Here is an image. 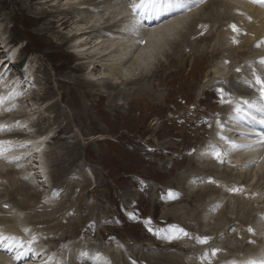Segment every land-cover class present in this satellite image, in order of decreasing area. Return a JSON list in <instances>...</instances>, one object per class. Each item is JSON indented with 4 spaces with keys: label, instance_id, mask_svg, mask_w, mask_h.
<instances>
[{
    "label": "rangeland",
    "instance_id": "1",
    "mask_svg": "<svg viewBox=\"0 0 264 264\" xmlns=\"http://www.w3.org/2000/svg\"><path fill=\"white\" fill-rule=\"evenodd\" d=\"M80 1L0 0V49L3 50V52L0 50V94L14 97L6 101L4 105H0V116L10 113L19 115L26 111V114L29 113L27 117H32V119H28L29 121L23 120L26 117L20 118V121L23 120L20 126L18 125V120L16 122L17 125H15L17 128L13 124L10 127L15 128V132H25L27 134V140L24 139L21 142L28 144L30 149H23L20 145L11 143L12 145L5 146L4 149L7 147V150L4 151L3 156H0V168L9 169L12 167L16 169L17 175H14L16 182L19 184L25 183V189L36 194L35 198L33 197L26 201L27 205L33 206L32 209H18L16 206L12 208V211L17 209L16 212L19 213L20 217L23 215L18 222L26 219L33 212L35 214L36 210L46 216L51 208L58 206V204L72 205L71 202L73 201L72 206L56 214L59 220L58 231L53 227L56 226L55 221L44 222L43 218L48 219L45 216L40 218L43 220L42 223H29V229H33L31 234H34V236L38 235L37 237L42 236L43 240L40 238V244L44 246V256L45 254L50 255V257H47L48 259L50 258V261H47L48 263L58 258L57 261H61V264H69L70 259L63 257L61 253L68 250L69 254L72 251L74 253V264H111L113 261L107 256V253L115 247L120 248L129 256L131 255L129 259L131 264H170L163 261L158 262L153 258L155 254L159 255L158 258L164 254H180L187 258L188 261H185L187 264H193L195 261L198 264H222L226 260H231L233 256L238 258L241 254H243L241 256L246 255L247 248L245 246L255 247L258 244L256 239L261 237L262 232L257 231V227H261V225L252 221L255 225H243L246 226L243 229L239 226V220L236 219V216L244 214L243 216H248L250 221L254 216L253 211L256 212L258 206L264 205L263 200H261L262 203L252 201L250 198L247 199L248 194L246 193L253 189V183L255 181L259 182L255 175L252 179L254 182L251 185L245 184L244 178L251 177L252 170L240 169L241 172H239V167L236 165H234V171L230 170L231 168H222L223 176L228 175L224 181L239 179L237 187L242 192L232 196V194L228 195L230 193L227 190V193L216 194V196H220L215 201L211 194H208L210 195V200L204 201V198L201 199L203 204L205 203V207L209 205L213 208L209 209H212L211 211L203 210L202 216H205L206 222L200 229L197 228L198 231L205 230L204 232L210 233L205 235L191 232L189 229L185 230L186 225H190V223L185 220L187 215H181V212H183V209L190 211L193 204L196 207L199 206V210H201L203 207L199 202H195V196L193 197L195 194L188 193V190H198L202 188L200 185L204 186L205 183L218 187L220 185L218 178L212 177L200 180L196 176L190 180H185L184 190L182 191L186 190L188 197L190 194V201L186 195L179 196L180 193L174 190L171 185H175L179 177H185V174L192 173L195 169L193 167H198L199 169V166H209L208 163L210 165L213 164L212 166H217L214 160L204 161L196 160L195 158L194 160L196 161L194 162H197L196 165L189 167L188 160L183 161L184 154H190L194 157L200 144L211 142V136L214 132V124H212L214 116L216 114L224 116L223 113L228 106L227 103L220 102L217 88L225 89V85L231 81L229 80L231 76L243 74L241 71L246 72L247 68H243V65L252 67L250 75L247 73L246 76L248 80L254 79L255 81L256 76L260 75L263 81L264 72L259 69L264 68V63L260 64V57H256V54L261 55L262 53V57L264 56V51H261V48L264 50V37L262 38V35H251L252 38L251 40L248 38V42L242 38L251 29L252 23L248 22L250 19L244 16L243 24L240 22L237 16L239 14L235 10L237 6L233 5V1L228 0L227 2L230 1L232 3L229 4L221 0H203V3L193 4L189 8V10L191 9L189 13L192 16L194 12L198 13L193 16L195 17L193 19L195 23V27L192 28L193 31L191 32L192 29L188 30L191 33L187 37L188 43L185 44L187 46L182 47L183 50H177L175 56L172 54L170 58L169 54L172 53V49L175 46L167 45L160 52L155 51L152 64L146 70H157V75L151 77L149 74L144 79H141L139 84L138 82L129 84L123 81V77H119L118 72L111 70L109 62L119 61L121 58L116 59L115 56L118 54L121 57L122 51L121 48V50L117 51L118 46L111 45L113 44L111 38L106 37L109 40L102 41L104 42L102 43L100 40L96 41L91 38V35L85 33L79 38V41H81L76 44L71 42L64 46H56L49 43L51 38L53 39L52 42L59 43L60 40L56 37L58 33L68 35L87 19L90 21L89 25H103L106 20L108 22L113 21L115 14L119 11H124L122 6L121 8L113 9V7L121 4V2H118L120 0H116V3L114 0L111 4L115 6L110 7L111 4L109 3L103 4L96 11L86 12L78 16V10L72 5ZM121 1L123 3L124 0ZM125 2L128 5L126 8L129 9V4L131 5L132 0H125ZM221 2L222 5H220ZM225 7L228 8L225 9ZM238 7L241 8L240 6ZM41 8L51 12L50 16L46 18L54 21V30L52 29L47 33L48 38L43 36L39 30L42 20L38 21L39 24L36 23V25L34 22L37 16L36 13ZM245 11L243 10L242 12ZM204 12L214 19L219 16V20L226 22V24L220 25L218 21L205 22L202 17L205 16ZM61 15H67L68 24L66 27L62 26L57 19ZM222 15L227 16V19H222ZM200 17L202 18L201 20ZM207 26L209 30L214 28L212 33L214 38L216 37L215 39L218 40L216 47H214L216 43L213 40L214 38L211 42L197 40L198 35L206 33L202 30ZM83 27H88V25L84 24ZM186 28H183L184 33L187 32ZM248 33L250 34V32ZM238 36L242 40L236 38ZM258 37L261 38L259 39ZM138 42L139 38L136 39V43ZM6 43L8 44L4 48ZM80 44L85 45L80 47ZM132 46L134 45L131 44V50L133 49ZM103 47L106 48L103 49ZM125 48L128 49L129 46ZM189 50L192 53L195 51L197 55L192 57ZM183 51L186 54L180 58L177 64L172 61L173 58H178ZM98 52L100 56H94ZM80 53H84L86 56L93 55L92 57H97V60L101 61L102 64H94L95 67L92 64V67L78 71L76 67L81 62H83L81 64L86 65L92 59L80 58V56H83ZM130 54L131 52L129 54L127 52L126 55L129 56ZM201 54L204 57H199ZM118 55L117 57H119ZM103 64H109V67ZM220 67L226 70L225 77L218 76L220 72L218 75L214 73L215 68ZM235 67L240 68V71L237 72ZM258 71H261V73L259 74ZM43 72L47 73L49 77L48 83ZM137 73L139 74V70L137 71L133 68V65H129L124 77L131 79ZM72 76H84L91 79L95 86H93L94 88L92 86L89 88L90 85H84L85 90H87L84 92V89L76 88L69 83L68 80ZM248 80H246L248 82L246 84L249 85L251 83L249 86L247 85L248 88L250 87L248 90L255 92L254 89H256L257 91V87L260 85H254ZM59 82L60 86L62 83L63 87L58 88L57 83ZM103 83H110L113 87H102ZM143 84L146 87L150 85L148 88L152 90V93H148L149 91L143 92L141 89ZM138 85H140L141 91ZM241 86L243 88V84ZM47 87H50V90L52 89L54 93L52 98L44 100L42 97ZM232 91L228 92L230 94L226 97L227 100L232 101L235 97L236 93L231 94L233 93ZM17 92L21 93V95H15ZM85 93L88 94L85 95ZM59 94L62 95V98ZM19 98L23 99L20 100ZM52 103H57L61 111V116L57 118L58 125L57 127L50 126L48 131L42 134V138H36L38 140L37 143L40 144L38 145L39 147H33L31 146L32 140H34L35 136H38L39 126H48L55 117L56 112L49 106ZM5 108L9 110L5 111ZM39 118L40 121L37 123ZM34 119L35 122L33 121ZM218 121L227 123L228 120L221 118ZM26 123L30 128H27ZM60 128H62L61 131L59 130ZM1 133L2 131H0ZM54 135H59V138L53 140L52 137ZM25 141L26 143H24ZM213 142L217 141L213 140ZM12 147L16 148L13 152H17L10 154V156L16 155L18 159L5 160L9 156L7 151ZM18 149L21 150L18 151ZM55 152L59 153L62 158L63 162L59 164L61 168L53 165ZM20 157H24L22 162ZM41 167H44L45 170L44 177L41 172L39 173ZM59 168L72 170V173H68L65 183L56 187L54 185L61 182V179L54 175ZM204 168L207 167L204 166ZM235 169L239 171L236 170L235 172ZM217 189L220 190L221 188ZM8 191L7 182L4 179H0V195L7 194ZM254 194H251V196L255 197L259 192L257 193L256 191ZM15 197L21 198L19 194H15ZM173 197H177V199L172 200L171 198ZM242 197L243 202L239 200ZM68 198L70 201H67ZM153 198L159 199L156 200L158 202L154 201ZM169 201L172 203L170 204ZM154 202H156L155 205ZM230 204L231 206L227 207ZM79 205H81V208ZM2 206L7 210L11 209L7 204ZM254 206L256 210H253ZM234 207L236 208L233 209ZM170 208L180 210L178 215L172 213L169 217H162L166 211L172 212ZM16 212L15 214L13 212L15 216ZM195 213H197V210ZM256 213L258 214L259 212L257 211ZM0 214L2 215L1 212ZM13 214L12 216H14ZM257 214L255 217L258 216ZM221 217L228 218L231 221L226 223L227 225L221 229L213 230L215 222L219 223L218 219ZM34 218L37 220V217ZM74 219H77L75 221L77 224L72 226L70 224ZM146 220H150V224L147 226L145 225ZM262 222H264V219ZM172 225L183 228L188 233V236L179 233V239L169 242L166 236L170 233ZM148 227H151L155 234L149 232L147 230ZM249 229L252 231H249ZM235 230L238 237L232 233ZM240 230L249 232L248 234L253 237L256 236V239L249 237L245 240H251L250 242L248 241L249 245L241 244L245 235L242 236ZM231 233L234 239L233 244L231 243L232 241H227ZM203 238L207 240V243H199V240ZM197 242L199 245L202 244L200 249H198ZM55 243H58V245L54 246ZM209 243L214 246H208ZM235 245L240 249L236 250L234 248ZM95 246L98 250L92 252L94 255L91 253L90 255L87 254V250H91ZM195 246L198 247L196 248ZM214 249L217 250L215 256L212 255V250ZM106 250L109 251L107 252ZM133 250L137 251L139 255L141 253L153 255L152 262L146 263L144 259L140 263L136 255L133 254ZM196 250L199 252H196ZM81 253H84V255L81 256ZM57 255H60V259ZM190 257L194 258L191 262L189 261V259L191 260ZM108 258L111 260L110 262L107 261ZM235 258L233 259L235 260Z\"/></svg>",
    "mask_w": 264,
    "mask_h": 264
},
{
    "label": "bare ground",
    "instance_id": "2",
    "mask_svg": "<svg viewBox=\"0 0 264 264\" xmlns=\"http://www.w3.org/2000/svg\"><path fill=\"white\" fill-rule=\"evenodd\" d=\"M112 1H114V0H103V1H101V0L100 1H97V0H81L77 4L76 3L73 4L72 7H74L76 10H78L77 14L79 16V14H83V13H86V12L87 13H91L94 10L96 11V10L99 9V6H101L103 4H108V3L111 4ZM127 1H131V0H127ZM221 1L222 2L223 1H226L227 2L228 0H221ZM230 1L231 2L233 1L232 2L233 5L237 6V7H235V10L239 14V15H237V14L236 15L238 16V19L240 20V22H242V24H243V21H244L243 16H244L245 18L251 20V21L249 20L248 22L252 23V26L250 24V26H251L250 28L251 29L248 31V32H250V34L247 32L248 34L246 33V35L245 36H242V38L246 39V41H247L248 38H250V40H251V38H252L251 35H254V36H261L262 35V38H263L264 37L263 36L264 35V3L256 2V0H230ZM230 1L227 2V3L232 4V3H230ZM116 2L117 1L115 0V3ZM118 2H121V4H119L117 7H113V9H117L119 7L121 8V6H122V7H124V11L123 12L119 11L117 14H115L113 21H109L108 22V20H106L104 22L105 24H103V25H101V24H98V25L97 24H91V25H89L90 24V21H88V19H87V21H84V23H82V24L79 23L80 24L79 27L76 28L75 30H73V32L71 31V33L68 34V35H63L62 33H58V36H56V37H58V39L60 40L59 43H57L55 41L52 42L53 41L52 38L49 40V43H51L53 45H56V46L57 45L58 46H64V45H66L68 43H71V42H74L76 44L79 41V38L82 37V35H84L85 33H88L89 35H91V38H93L94 40H96V41L100 40L101 42L102 41H105V40H109V39H106V37H109V38H111L112 43H113L111 45L118 46L117 47L118 48L117 51L120 48L122 49V51H121V57L118 54L117 55L119 57H117V55L115 56L116 59H119V58H121V59H119V61H117V62L116 61L109 62V64L111 65V70L118 72L119 73V77H123L124 78L123 79L124 82L129 83V84L130 83H137L138 82V84H139L140 83L139 81L141 79H144L145 77H147L149 74H150L151 77L157 75V72H158L157 70H151V71H150V69L149 70H146L149 67V65L152 64V60H153L155 51L156 52H160L167 45H169L171 47H174L175 46L172 49L173 50L172 53L169 54V58H170L172 56V54H173V56H175V53L177 52V50H183L182 47L187 46V45H185V44L188 43L187 37L190 36V33L193 31L192 28L195 27V23H194V20H193L195 17H193V16H195L198 12H194V15L192 16V14L189 13V11L191 12V9L189 10V8L187 10L172 8V9H170L167 12H160L159 15H156L155 18L158 19L160 17V19L158 21L155 20L149 26V24L147 25V24L143 23L142 21H140L139 18L145 16L146 14L149 15V14H153V13H151V12H139V11L137 13H133L132 12V9L130 8V4H129V9L126 8V7H128V5H127V2H125V0L123 1V3H122L121 0L118 1ZM132 2H133V0H132ZM222 2H221V4L220 3L219 4L222 5ZM214 4H216V3H214ZM111 6H115V5L114 4H111L110 7ZM238 6H240L241 8H239ZM206 8L208 9V7H206ZM227 8L225 7V9H227ZM75 9H74V11H75ZM217 9H219V8H217ZM231 9H233V8H231ZM204 10H206V9H204ZM243 10H246V11L245 12H242ZM50 13L51 12L45 10L44 8H41V10H39V12L36 13L37 16L35 17V21H34L35 22V25H36V23H38V21L40 22L42 20L40 22L41 25H40V29L39 30H40L41 34L43 36H46V37L48 36L47 33H49V31H51L52 29L54 30V21L48 20L46 18V17L50 16ZM68 14H70V13H68ZM202 14H203V12H202ZM204 14H205V16H202V17H203V20L205 22L218 21V23L220 25L221 24L222 25L223 24H226V22L224 23L223 21L219 20L220 19L219 16H217L218 18L216 17V19H214L213 17H210V16L206 15L205 12H204ZM67 15H61V16H59L57 18L58 21L61 23V25L62 26H65V27L68 24ZM201 19L202 18L200 17V20ZM222 19H227V16L222 15ZM80 22H83V21H80ZM84 24L88 25V27H83ZM210 24H212V23H210ZM183 28H186L187 29L186 30L187 31L186 33H184V29ZM188 30L189 31L191 30V32H188ZM213 30H214V28H213ZM213 30H209V28L207 26L206 28H204L202 30L203 32H206V33H203V34L198 35L197 36V40L198 41H206V42L208 41V42H211V40L214 38V35L212 33ZM239 36L236 37V38H239ZM138 38H139V42L136 43V39H138ZM215 38L213 39L216 42L214 44V47H216L217 44H218L217 43L218 40L215 39ZM258 38L260 39L261 37H258ZM177 39H178V42H177ZM180 39H182V40H180ZM240 40H242V39H240ZM253 41H254V38H253ZM8 43H6L4 45V48L6 47V45ZM102 43H104V42H102ZM258 43L260 44V42H258ZM85 44H80L79 46L82 47V45L84 46ZM109 44H110V42H109ZM131 44L134 45V46H132L133 47L132 50H131ZM108 46H106V47H108ZM126 46H129V48L128 49L125 48ZM106 47H103V49H105ZM122 47H124V48H122ZM112 48H115V47H112ZM236 49H234V50H236ZM0 50H1V52H3L2 49H0ZM217 50H218V48H217ZM101 51H104V50H101ZM261 51L263 52L264 50H262V48H261ZM7 52H9V51H7ZM127 52H128V54L131 52V54L128 56V55H126ZM189 52H191V50H189ZM249 53H251V52H249ZM82 54H83V56L82 57L80 56V58H86V59L92 58V59L86 65L85 64H81V63H83V62H81L76 67V69L78 71L86 70L92 64H93L92 66H94V67H95L94 64H96V65L97 64L98 65H101L102 64L101 61L97 60V57H98L97 55H99V52L94 54V56H97L96 58H93L92 57L93 55L92 56H86V55H84V53H80V55H82ZM101 54H102V52H101ZM184 54H186V52H184V51L181 52L180 53V56H178V58H173L172 61L176 62V64H177V62L180 60V58L182 56H184ZM191 54H192V57L197 55L195 53V51H193V53L191 52ZM125 55L128 56V57H126ZM256 55H254V56L260 57V64H261L262 61L264 60V56L262 57V53H261V55L260 54L259 55L256 54ZM199 57H204V55L201 54V55H199ZM248 58H250V57H248ZM116 59H113V60H116ZM126 62H128V63L126 64ZM112 63H114V64H112ZM109 64H103V65H108V67H109ZM129 65L130 66L133 65V68L134 69H136L137 71L139 70V74L137 73V75L134 78L131 77V79H128V78L124 77V75H126V69H127V67H129ZM240 66H242V65H240ZM244 67L247 68V71L246 70H245L246 72L241 71V73H243V74H238L237 76L236 75L235 76H231V79L229 78V80H231V81H229L228 83L226 82L227 85H225V90L227 92L233 90L232 91L233 93H231V94L236 93L235 94V97L232 100L233 103L237 99L243 98V99H246V100L253 101L254 104L259 105V104H261V103L264 102V101H261L260 100V94H259V91H258V89H259L260 86L257 87V91H256V89H254L255 92H252L253 90L252 91L251 90H248L250 88V87L248 88V86L251 83L249 85L246 84V83H248L246 81V80H248V77H246V76H247V73L250 75V70H251L252 67L250 68V65H243V68ZM235 68H237V67H235ZM259 70H262L264 72V68H261ZM254 72H255V70H254ZM258 72H259V74L261 73V71H258ZM214 73L217 74V75L219 73L218 76H224L226 74V70H223L222 67L215 68ZM43 75L45 76V80H47V83H48L49 77H48L47 73L43 72ZM256 75H258V74L256 73ZM258 76L260 77V75H258ZM68 81H69L70 84L74 85L76 88L79 87V88L84 89V92L87 91V90H85L84 85H86V84L87 85H90L89 88H91V86L92 87L95 86L93 80L88 79V78H86L84 76H74V77L72 76V77L69 78ZM123 81H122V83H123ZM248 81H251L252 84L256 85L254 79H251V80H248ZM263 81H264V79H263ZM217 83H219V82H217ZM242 84H243V88H241L242 87L241 86ZM57 85L59 86L58 88L63 87L62 86V83H61V86H60V82L57 83ZM101 86L102 87H105V88L106 87H108V88L113 87V85L110 84V83H103ZM139 86L140 85H138V87ZM149 86L146 87L145 84H143L141 86L142 91L145 92V93L148 92V91H149L148 93H152V90L150 88H148ZM253 88H254V86H253ZM45 90L46 91L44 92L42 98H44V100H48V98H52V95H53L54 91H52V89L50 90V87H47ZM139 90H140V87H139ZM86 94H88V93H85V95ZM59 96L62 98V95L61 94H59ZM21 99H23V98H21ZM49 106H50V108L53 111L56 112L55 113V117L52 120V122L49 123L48 126H46V127L43 126V125L42 126H39L38 136H35L34 137V140H32L33 143L31 144V146H33V147H39L38 145L40 143H37L38 140H36V138L37 139L42 138V136H43L42 134H45V132L48 131V128H50V126L51 127L52 126L53 127L54 126L57 127V125H58L57 124L58 123V119L57 118L59 116H61L60 115L61 114V111L58 108V104L57 103H52ZM231 112H232V107L228 104V106L226 107L225 112L223 113L224 116H222L221 114H218V115L216 114V116H214V122L212 123V124H214L213 125L214 132L212 133L213 135L211 136L212 137L211 142H208V143L206 142L205 144H202V145L200 144V146H198L197 149H196L197 150V153L195 154L194 157H193V155H190V154H184L185 157L183 158V161L188 160V165H190L189 167H191L192 165H196L197 162L196 163L194 162L196 160H204V161H212V160H214V162L217 164V166L216 165L215 166H212L213 164L210 165L208 163L209 166L203 165L201 167V166L198 165L199 166V169H198V167L197 168L196 167H193L195 169H194V171L192 173L185 174V177H179L176 180V184L175 185H171L172 188H174V190H177L180 193L179 196L186 195L188 197V193L189 192L190 193H194L195 195H193V197L195 196V199H196L195 202H199L201 204V206L203 207L201 210H199V206L196 207L195 204H193L192 205V209L190 211L187 210V209H186V211L184 209L182 210L183 212H181L182 213L181 215H183V214L187 215V217H186L185 220L187 221V223H188V221L190 223V225L189 224L188 225L185 224L187 226L185 228V230L189 229V231H191V232H198L199 234H204V235L205 234H210L209 232H204L205 230L204 231L199 230L201 232H199L197 230V228L200 229V227H202L205 224V222H206L205 216H202L203 210H209L210 208H212L209 205L207 207H205V205H204L205 203L203 204V202H202L201 199L204 198V201H208V200H210V198H209L210 195H208V194H211L212 197H213V200L215 201V199L218 196H220L222 193H227L226 192L227 190L229 191L228 193H230L228 195H231L232 194V196L233 195L236 196L237 194H239V193L242 192L237 187V185H238L237 182L240 181L239 179H236V180L229 179V181H224L225 178L228 175L223 176L222 168L223 169H226V168L229 169V168H231L230 170H233L234 169V165H236L237 167H239L238 168L239 170L240 169L241 170L242 169L243 170L247 169V171L252 170L251 177L249 176V178H248L246 176L247 178H244L245 181H246V183L245 182L244 183L245 184H248V185H251V183L254 182V181H252V179H253V177L255 175H256V179L257 178L259 179L258 180L259 182H256L255 181V183H253V185H252V188L253 189L251 191H249V192L246 193V194H248V198L247 199L250 198L252 201H258V202H262L261 200H263V202H264V199H263L264 198V186H263L264 185V142H261L259 140V138H258V134L260 136H264V128H261L260 127V124L253 123V122H245V123H242V124H236L235 122H233V121H231L229 119V115L231 114ZM253 112H255V109H253ZM28 114L29 113L26 114V111L23 114L20 113L19 115H14V114H11V113L10 114H4V115L2 114V116H0V126L6 127V128H4L5 130H3L2 133L0 134V141H11V143L12 144L15 143V145H24L22 147L23 149H30V148H28L29 147L28 144H23V142H21L24 139L27 140V138H28L26 136L27 134L25 132H15V128H10V127H12V124L14 125V127H16L15 125H17L16 122L18 120H19V124L18 125L20 126V123H23V120L27 121L28 119L29 120L32 119V117L31 118L30 117H27ZM30 116H32V115H30ZM24 117H26V118H24ZM20 118L21 119L24 118V119L20 121ZM221 118H226L228 120L227 123H223V122L218 121ZM33 121L35 122V119ZM39 121H40V118H39V120H37V123ZM14 123H16V124H14ZM26 125H27V123H26ZM33 125H31V126H33ZM27 128H30V126L27 125ZM8 129H11V130H8ZM59 130L61 131L62 128H60ZM211 130H213V129H211ZM261 130H263V134L260 132ZM220 136H224V137L228 138V140L230 142L229 143H226L225 141H223V140L220 139ZM52 138H53V140L54 139L56 140V139L59 138V135H54ZM213 140H216L217 142H213ZM24 143H26V141ZM12 144H10V145H12ZM5 146H7V145H0V148L4 149ZM8 146H9V144H8ZM7 147H6V149H7ZM15 149L16 148L12 147V148H10L7 151V154L9 156L6 157L5 160L12 161V160L18 159V158H16V157H18L16 155H11L10 156V154H13V153H16L17 152V151L16 152H13V151H15ZM19 150H21V149H18V151ZM217 153H219V156H217ZM20 158H22L21 159V162H22V160H23L24 157H20ZM39 158H41V157H39ZM195 158H196V160H194ZM3 160H4V158H3ZM62 162L63 161H62L61 156H59V153L55 152L53 165L54 166H57V167H60L59 164L62 163ZM19 165H21V164H19ZM204 166L207 167V168H204ZM44 167H41V169H40L41 171H39V173L40 172L42 173L43 177L45 176V174H44V172H45ZM240 167H242V168H240ZM250 167H251V169H249ZM60 168L57 169V171L54 173L55 177L61 179V182L60 183H56V185H54L56 187H58L61 184L65 183V179L67 178L68 173L69 174L72 173L71 172L72 170L71 171L70 170H67V169H63L62 170ZM238 169H235V172ZM241 170L239 172H241ZM23 171L26 172L25 170H23ZM16 172H17L16 169H14L12 167L9 168V169H5V168L2 169V168H0V179H2V180L4 179V181H6L7 184H8V186H9L8 193L7 194H1L0 195V212L2 213V215L0 214V234H3L4 236H14V237L19 238L22 241H25V242H27L29 240H32V238L35 237V240L32 243L33 253H31V257L29 259H26L23 263H19V264H44L45 261H48V262L50 261V258L49 259L47 258V257H50V255H46L45 254V256H44V254H43L44 253L43 252L44 246H42V244H40V242H41L40 240L42 239L41 238L42 236L40 235L41 237H37L38 235L37 236H34V234L32 235L31 233H33V232H31V231H33V229L32 230L29 229V226H30L29 223L38 224V223H42L43 220H44V222H52V221H55L56 222V224H55L56 226H53V227L55 229H57V231H58V229H59V226H58L59 222L58 221L59 220H58V217L56 216V214H58V212L65 211L67 209V207L72 206L73 205V201L71 202L72 205H66V204H63V203L58 204V206H55V207L51 208L50 212H48V215H46V216L43 215V214H41L38 210H36L37 212L35 211V214L33 212V214H30L28 217H26V219H22L21 222H18L23 215L20 217L19 213L16 212L17 209L15 211L14 210L12 211V208L14 206H16L18 209H25V208H27V209L28 208H31L32 209L33 206L27 205V202L26 201L28 199H32L36 194H34V192H31L29 190L27 191L25 189V185H26L25 183H20L19 184V183L16 182L15 176H14L15 174L17 175ZM223 172H225V171H223ZM239 172H237V173L240 174ZM20 173H21V171H20ZM247 175H249V174H247ZM40 176H41V174H40ZM196 176L200 180L201 179L204 180V179L212 178V177H217L218 180H219L220 185L218 184L219 186L216 187V186H213V185H211L209 183H205L204 186L203 185L202 186L200 185V187H202V188H200L198 190H190L189 189L188 190V193H187L186 190L185 191H182V190H184L185 180H190V179H192V178H194ZM240 179H241V177H240ZM189 182H192V181H189ZM217 188H221L220 189L221 192ZM255 190L257 191V193L259 192V194L256 195L255 197H252L251 194H254L256 192ZM260 191H262V192H260ZM219 193H220V195L216 196V194H219ZM15 194H19L21 196V198L15 197ZM189 197H190V194H189ZM189 197L187 199H189V201H190V198ZM175 198L177 199V197H173L171 199L173 200ZM242 199H243V197L241 199H239V200L241 202H243ZM156 200H159V199H156L155 198L154 201H156ZM67 201H70V199L68 198ZM156 202H158V201H156ZM156 202H154V205H155ZM169 202H170V204L172 203L171 201H169ZM35 203L37 204V202H35ZM218 203H219V201H218ZM3 204H7L9 207H11V209L10 210H7L6 208H3V206H2ZM46 204H48V203H46ZM250 205H251V202H250ZM34 206H35V204H34ZM80 206L81 205H79V207ZM230 206H231V204L229 206H227V207H230ZM235 208L236 207H234L233 209H235ZM255 208L256 207L254 206L253 210H256ZM170 209H172V208H170ZM33 210H35V209H33ZM196 210H197V213H195ZM211 210H209V211H211ZM229 210H230V208H229ZM179 211L180 210H177V209H172V212L166 211L165 215L162 216V217H165V218L166 217H169L170 215H172V213L178 215ZM227 211H228V209H227ZM257 211L259 212L258 214L256 213ZM13 212H14V214H15V212L17 213L16 216L13 214ZM19 212H20V210H19ZM256 212L253 211V213H254L253 215L254 216L252 217V219L250 221H249L248 216H243L244 214L239 215V216L237 215L236 216V219L239 220V223L238 222L237 223L240 224L239 226H241V228L246 227V226H243V225H247V224H253V225H255L256 222H258L261 225V227H257L258 228L257 231L259 230V231L262 232L261 233V237H259V239H256V236H254L255 238L253 236H250L248 234L249 232H246L245 231L246 228H245V230H242V231L240 230V232L242 233V236L245 235V237L243 239L240 237L242 239L241 244H243V245H249V243H248L249 240L248 241H245L249 237H253V239H256V241H257L258 244H256L255 247H252V246L246 247L245 246V248H247V250H246L247 253L245 252L246 255L241 256L243 254L240 253L241 255L240 256L238 255L239 256L238 258H235V256H233L231 258V260H229V261L226 260L222 264H236L240 260L242 261L241 264H247V262L250 260L251 257L254 258L256 256L255 258H257L261 253L264 254V222L261 223V221L264 219V205H262L261 207L258 206ZM12 214L15 217L12 216ZM256 214L258 216L255 217ZM44 216L47 217L48 219L46 220L45 218H43ZM34 217H37V220ZM40 218H43V220H41ZM221 218L218 219V222L219 223H217V221L215 222V226H213L214 227L213 230H219L222 227L226 226L227 225L226 223H228V222L231 221V220H229L228 218H225V217H223V218L226 221L223 218L222 219ZM76 220L77 219H74L70 225H72V226L74 225L75 226L77 224V222H75ZM252 221H254L255 224ZM249 226H251V225H249ZM241 228L239 227V229H241ZM253 228H255V227L253 226ZM235 229H236V227H235ZM34 233H35V231H34ZM232 233L236 235L237 234V231L235 230ZM232 233L230 234V237L227 239V241H232L231 243L233 244L234 243V239H233V234ZM257 233H259V232H257ZM257 238H258V236H257ZM241 239H239V240H241ZM47 242H48V240H47ZM2 243H4V242L0 241V244H2ZM199 243H198V246L199 247L197 246L198 249H200V247H202L201 246L202 244L199 245ZM56 245H58V243H55L54 246H56ZM211 245L212 244L209 243L208 246H211ZM212 246H214V245H212ZM53 248L55 249V247H53ZM205 248H206V246H205ZM234 248L236 250H239L240 249V248H237L236 245L234 246ZM100 249H101V247H100ZM103 249H104V247H103ZM110 249H112V248H110ZM95 250H98V248L96 246H95V248H91V250H87L88 251L87 254H89V255H90V253L93 254L92 252H95ZM196 252H199V251L196 250ZM61 253H62V256L63 257H66V258L70 259L69 264H72V263L74 264V257L75 256H74L73 251L71 252V254H69L68 250L62 251ZM137 253H138L137 251L135 252V250H133V254L136 255V258L139 259V262L140 263H142V261L144 259L146 260V263L152 262L153 255H149L148 253H141L139 255V253L138 254ZM51 256H53V255L51 254ZM107 256L113 261L111 264H113V263L114 264H131V262L129 260L131 258V255L129 256V255L125 254L123 252V250H121L120 248H116L115 247L112 251H109L107 253ZM158 256H159L158 254H155V256L153 257L158 262L159 261H163L164 263H170V264H187L185 261H188L187 258H185L184 256H181L180 254H176V255H174V254H172V255L171 254L170 255L169 254H164V255H161V257H159V258H158ZM109 258H108L107 261L110 262L111 260ZM133 258H134V256H133ZM201 258H202V256H201ZM203 258H205V257L203 256ZM233 258H235V260ZM239 258H242V259H239ZM57 259L58 258L53 259L48 264H56ZM59 259H60V257H59ZM192 259H194V258H191V260L189 259V261L190 262L193 261ZM259 261H261V259H259ZM262 262H264V261H262ZM0 264H14V263H13V261H12V259L10 257H8L5 253H3V252L0 251ZM193 264H198V262L195 261Z\"/></svg>",
    "mask_w": 264,
    "mask_h": 264
},
{
    "label": "snow or ice",
    "instance_id": "3",
    "mask_svg": "<svg viewBox=\"0 0 264 264\" xmlns=\"http://www.w3.org/2000/svg\"><path fill=\"white\" fill-rule=\"evenodd\" d=\"M256 2L264 3V0H256ZM203 3V0H133V2L130 5V8L132 9L133 13L139 12H151L153 14H159L160 12H167L172 8L176 9H183L187 10L191 7L193 4ZM264 63V61H262ZM237 72L240 71L239 68L236 69ZM255 83L257 85H260L258 91L260 94V100L264 101V81L261 80L259 76H256ZM217 93L220 97L221 103H227L232 107V112L229 115V119L236 124H242L245 122H253L258 123L262 126H264V103H261L259 105L254 104L253 101L246 100V99H237L234 103L231 100H227L226 97L230 94L228 93L224 88H217ZM15 95H21V93L17 92ZM14 97L12 95H4L0 94V105H4L6 101H9L13 99ZM253 109H255V112H253ZM5 111L9 110L7 108L4 109ZM5 130L4 128L0 127V131ZM11 130V129H8ZM258 138L261 142H264V136H260L258 134ZM220 139L225 141L226 143H229L230 141L228 138L224 136H220ZM11 144V141H0V145H8ZM23 147L24 145H20ZM7 149L0 148V156L4 155V151ZM217 156H219V153H217ZM211 182V181H210ZM134 215V214H130ZM150 224V220L145 221V225L147 226ZM147 230L149 232H153L154 230L151 227H148ZM251 231V229H249ZM179 233H182L184 236H188V233L184 231L183 228H179L176 225L171 226L170 233L166 236V239L171 242L174 239H179L180 236ZM35 240V237L32 238V240H29L27 242L20 240L17 237L14 236H4L3 234H0V241L4 242L0 244V250L7 249L9 253H12L14 250V255L12 256V259L14 261L21 260L22 257H27L30 253H33L32 243ZM200 243H207V240L201 239L199 240ZM217 250L212 251V255H216ZM84 253H81V256H83ZM44 264H48L47 261L44 262ZM56 264H60L59 261L56 262ZM247 264H256L255 261L249 260ZM261 264H264V262H261Z\"/></svg>",
    "mask_w": 264,
    "mask_h": 264
}]
</instances>
